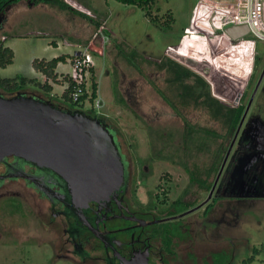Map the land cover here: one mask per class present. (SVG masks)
Here are the masks:
<instances>
[{"label": "rangeland", "instance_id": "rangeland-1", "mask_svg": "<svg viewBox=\"0 0 264 264\" xmlns=\"http://www.w3.org/2000/svg\"><path fill=\"white\" fill-rule=\"evenodd\" d=\"M64 1L72 10L45 3L35 7L22 4L13 10L0 31V40L8 37L3 41L14 50L15 61L0 68V75L14 78L27 74L31 58L74 55L79 46L88 49L94 56L98 91L94 102H86L84 112L90 113L93 108L99 119L114 128L122 153L129 160L134 186H143L149 196L158 187L160 193L169 188L168 195H159L160 200L167 197V201H174L186 189L192 193L189 198H193L196 193L190 171L196 166L206 168L210 185L232 139L224 138V123L215 120L207 109L191 99L189 106L181 104L180 87L168 83V73L157 71L155 61L166 56L178 61L202 76L213 96L224 104L237 106L244 100L246 107L264 69V42L247 37L226 43L196 17L199 0H156L152 10L140 9L124 0ZM150 12L154 20L148 15ZM167 13L175 19L171 27L165 19ZM103 25L110 39L107 43L105 33L97 31ZM63 39L78 46L57 48L53 41ZM116 44L128 53L135 51L134 60L140 70L119 54ZM72 64L68 60L57 71L63 75L72 73ZM90 76L86 80L89 93ZM40 81H45L44 76ZM155 84L179 112L159 97ZM53 87L57 95L65 89L56 84ZM97 101L101 105L98 110ZM189 126L196 128L192 134ZM255 126L263 130L255 137L252 149L246 152L242 141L237 140L222 174L220 194L225 195L233 183L240 197L225 199L238 214L231 228L221 225L222 251L230 257L228 264H242L253 255L255 260L247 264H264V80L240 132L242 137ZM202 128L220 137L197 130ZM207 196L208 192H203L200 199ZM40 221L38 213L29 212L19 199L0 197V264H73L58 259L51 244L40 237L44 232ZM207 226L215 227L210 223ZM48 237L52 238L50 234ZM205 237V253H209L216 240L209 233Z\"/></svg>", "mask_w": 264, "mask_h": 264}, {"label": "flooded vegetation", "instance_id": "flooded-vegetation-1", "mask_svg": "<svg viewBox=\"0 0 264 264\" xmlns=\"http://www.w3.org/2000/svg\"><path fill=\"white\" fill-rule=\"evenodd\" d=\"M22 4L35 7L44 2L33 4L31 0H0V31H3L4 26L7 25L5 22L10 18L13 10ZM106 28V25L97 28L98 32L105 33L103 35L105 43L110 40ZM87 29L88 32L91 31L89 27ZM170 61L187 68L167 56L156 59L155 68L157 71L168 73V83L181 88L178 93L181 104L185 107L189 106L191 98L186 97L185 94L187 96L191 94L188 86L193 85L194 80L183 78L180 82L173 72L175 69L171 67ZM200 77L206 81L202 76ZM155 92L171 109L179 112L177 106L156 84ZM214 98L228 109L237 108L244 101L242 100L237 106H229L221 99ZM202 102L203 98L194 103L207 109ZM89 117L100 120L102 126L114 136L119 147L124 176L118 189L105 200H93L86 206H78L72 200L67 182L60 176L49 169L39 168L29 162L10 157L0 163V197L17 198L21 204H25L29 212L36 211L41 219L40 227H44L43 235L41 234L40 237L51 244L58 259L73 264H212L213 255L223 253L221 242L224 235L223 226L231 228L233 221H237V211L231 203L225 201V199L240 198L234 189L236 187L233 183L229 184L225 195L220 194V189L225 169L224 167L222 170V167L241 120L214 181L210 180L209 185L207 169L196 166L190 171L193 181L191 185L194 186L196 193L193 198H189L192 193L186 189L176 200L167 201V197L160 200L159 195H168L169 188L163 189L160 193L158 187L156 192L149 196L150 192L143 191V186H140V189L134 186L129 160L122 153L114 128L96 116L89 115ZM217 121L224 123L221 118ZM225 128L227 129L226 125ZM262 130V127L255 126L250 131H246L244 137H242L243 133L239 132L227 162L237 140L242 141L248 152V149L251 150L255 144V137ZM243 188L249 190V187ZM203 192H208L204 200L200 199ZM209 223L215 227L208 228ZM208 233L213 235L212 239L216 242L213 241L211 251L205 253L208 250L205 241ZM49 234L52 236L51 239L48 237Z\"/></svg>", "mask_w": 264, "mask_h": 264}, {"label": "water", "instance_id": "water-1", "mask_svg": "<svg viewBox=\"0 0 264 264\" xmlns=\"http://www.w3.org/2000/svg\"><path fill=\"white\" fill-rule=\"evenodd\" d=\"M228 32L236 39L248 33V28H233ZM263 80L264 69L222 170ZM10 157L60 176L67 182L72 200L78 206L105 200L121 186L124 176L119 147L100 120L64 111L37 96L6 97L0 93V163Z\"/></svg>", "mask_w": 264, "mask_h": 264}, {"label": "trees", "instance_id": "trees-1", "mask_svg": "<svg viewBox=\"0 0 264 264\" xmlns=\"http://www.w3.org/2000/svg\"><path fill=\"white\" fill-rule=\"evenodd\" d=\"M32 3L38 4L40 2H44L47 5H57L63 10H72V8L64 1V0H31ZM124 2L129 4H134L135 7H138L143 10H152L155 7L156 0H124ZM170 13V12H169ZM149 16L154 20V16L148 13ZM172 16V14L170 13ZM168 13L165 15V19L167 20V24L171 27L172 23L175 21ZM168 27V28H169ZM55 44V43H54ZM116 48L127 61L128 63L140 70L137 66L134 58L136 57L135 51L126 52L122 49L118 44H116ZM74 57L70 54H62L58 57L52 59H34L32 61V67L37 73H40L44 76L45 81L42 83L38 78H29L23 75H17L14 78H3L0 76V93L4 96H37L41 98L43 101H49L54 104L57 108H60L67 112H79L85 115L91 114L93 116L99 117L95 110L91 108L89 110L90 113L84 112V108L86 102L88 100L94 102L97 98L98 84L96 81L95 70L91 69L90 73V81H91V93L86 92V86L82 85L84 94L80 95L78 100H74L72 94L76 91L77 85L69 78L68 75L60 74L57 69L60 63L66 64L68 60L73 59ZM15 53L14 51L3 44V41L0 40V68H7L9 65L14 63ZM171 67H174V73L176 74L178 80L182 82L183 78L193 79L194 84L188 86L190 89V95L186 97H190L194 102H199L203 98L202 105H205L208 111L211 113L212 117L216 120L222 119L227 127V133L225 135V139H231L234 135L238 124L241 120V117L244 113L245 106L241 103L237 108L228 109L221 105L218 100H216L211 93V89L209 84L204 81L200 76L196 75L194 72L187 68H183L181 65L174 61L169 62ZM53 84L65 86L64 91L61 95L54 94ZM182 87H186L183 86ZM187 89V88H185ZM197 90V91H196ZM201 90V92L199 91ZM89 116V115H88ZM102 118V117H101ZM101 121H104L101 119ZM195 129L192 126H189V132H195ZM199 132H203L209 136L219 137L214 134L212 131L207 129H200ZM258 251L257 249L255 252ZM229 256L226 253L214 254L212 259V264H228ZM255 260V256H251L242 264H247L253 262Z\"/></svg>", "mask_w": 264, "mask_h": 264}, {"label": "built area", "instance_id": "built-area-1", "mask_svg": "<svg viewBox=\"0 0 264 264\" xmlns=\"http://www.w3.org/2000/svg\"><path fill=\"white\" fill-rule=\"evenodd\" d=\"M196 17L204 24L210 26L212 32L228 44L243 41L247 37L264 42V0H199L195 8ZM247 27L248 33L233 38L229 30L233 28ZM57 48L74 45L67 39L53 41ZM93 42H91L92 44ZM73 59H69L74 66L72 73H67L69 78L77 85L76 91L72 94L74 100L84 94L82 85L87 89L86 80L94 68V56L88 49L78 47ZM68 84L65 85L67 87ZM90 94V93H89ZM89 101V100H88ZM96 109H100V101L96 102Z\"/></svg>", "mask_w": 264, "mask_h": 264}, {"label": "crops", "instance_id": "crops-1", "mask_svg": "<svg viewBox=\"0 0 264 264\" xmlns=\"http://www.w3.org/2000/svg\"><path fill=\"white\" fill-rule=\"evenodd\" d=\"M173 18V17H172ZM8 37L7 36H3L2 37V41L5 39H7ZM4 40V41H5ZM3 41V44L6 46V44H5V42ZM9 47V46H8ZM11 48V47H10ZM12 49V48H11ZM13 50V49H12ZM14 51V50H13ZM15 53V52H14ZM58 57V56H57ZM55 58V57H54ZM32 59V61L34 60V59H41V58H31ZM47 59V58H46ZM14 61H15V59H14ZM32 61H31V67H29L28 69H27V74H20V75H23V76H25V77H29V78H38L39 80H41V76H43L42 74H40V73H37L35 70H34V68L32 67ZM62 63H60L59 64V66H58V68L60 67V65H61ZM67 64V63H66ZM58 72H60L59 70H58ZM60 73H62V72H60ZM1 76V75H0ZM2 77V76H1ZM3 78H7V77H3Z\"/></svg>", "mask_w": 264, "mask_h": 264}]
</instances>
